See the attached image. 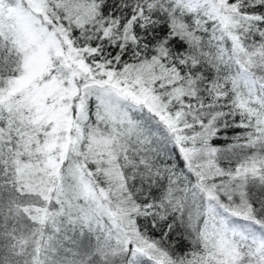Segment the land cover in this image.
I'll list each match as a JSON object with an SVG mask.
<instances>
[{"label": "snow or ice", "instance_id": "obj_1", "mask_svg": "<svg viewBox=\"0 0 264 264\" xmlns=\"http://www.w3.org/2000/svg\"><path fill=\"white\" fill-rule=\"evenodd\" d=\"M0 264H264V0H0Z\"/></svg>", "mask_w": 264, "mask_h": 264}]
</instances>
